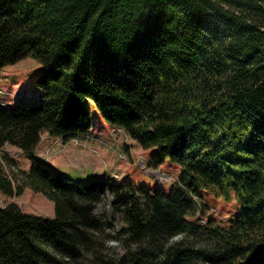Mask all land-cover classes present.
Here are the masks:
<instances>
[{
	"label": "trees",
	"instance_id": "16d2710c",
	"mask_svg": "<svg viewBox=\"0 0 264 264\" xmlns=\"http://www.w3.org/2000/svg\"><path fill=\"white\" fill-rule=\"evenodd\" d=\"M25 57L42 64V100L0 107V147L31 155L43 131L85 133L91 99L155 148L152 167L179 172L164 193L73 182L37 159L11 177L0 155V195L54 203L51 218L0 206V264H264V0H0V69ZM206 192L234 194L226 224L197 218ZM107 194L119 229L97 212Z\"/></svg>",
	"mask_w": 264,
	"mask_h": 264
},
{
	"label": "rangeland",
	"instance_id": "374dc122",
	"mask_svg": "<svg viewBox=\"0 0 264 264\" xmlns=\"http://www.w3.org/2000/svg\"><path fill=\"white\" fill-rule=\"evenodd\" d=\"M42 64L33 57H25L0 69V99L7 107H14L20 102H37L42 100V88L36 85L35 78ZM27 99V101H26ZM91 126L77 137L67 141L62 136H55L43 131L34 152L29 155L20 148L5 144L0 147V155L7 154L13 159V165L4 164L3 170L9 176L13 171H28L33 160L37 159L51 166L56 172L69 177L73 182H87L103 176L111 178L116 184L130 183L133 186L158 188L164 193L170 190V184L177 177L179 165L165 159L152 167L149 164L154 147H143L124 130L105 120L91 99ZM8 165V166H7ZM206 210L197 214L200 222L208 216H214L227 223L233 212L239 210L234 194L229 200L206 192ZM3 203L15 202L26 214L46 218L54 216V203L45 195L25 188L18 196L0 195ZM111 195L107 194L104 203L97 206V212H105L116 229L122 227L120 217L113 214L110 207ZM175 239L184 238L177 236ZM191 240V238H189ZM109 253L121 255L123 248L113 239L107 243ZM66 262V261H65ZM67 264H72L67 262ZM79 264V263H78ZM84 264H92L84 260Z\"/></svg>",
	"mask_w": 264,
	"mask_h": 264
},
{
	"label": "crops",
	"instance_id": "0c3cea01",
	"mask_svg": "<svg viewBox=\"0 0 264 264\" xmlns=\"http://www.w3.org/2000/svg\"><path fill=\"white\" fill-rule=\"evenodd\" d=\"M8 202H10V201H8Z\"/></svg>",
	"mask_w": 264,
	"mask_h": 264
}]
</instances>
